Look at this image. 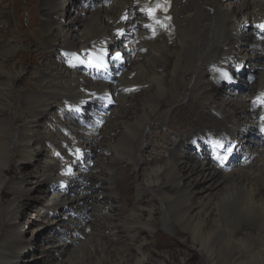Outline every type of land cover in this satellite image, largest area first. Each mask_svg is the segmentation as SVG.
<instances>
[{
  "label": "bare ground",
  "instance_id": "6f19581e",
  "mask_svg": "<svg viewBox=\"0 0 264 264\" xmlns=\"http://www.w3.org/2000/svg\"><path fill=\"white\" fill-rule=\"evenodd\" d=\"M67 1L27 2L26 29L19 2L0 0V264L35 252L43 264H167L173 253L150 242L159 227L199 264H264V71L240 95L232 82L241 63L264 64V0L252 11L249 0H90L110 8L80 36L71 24L88 11L65 20ZM36 41L48 64L21 88L17 51ZM125 55L133 70L116 79Z\"/></svg>",
  "mask_w": 264,
  "mask_h": 264
},
{
  "label": "rangeland",
  "instance_id": "374dc122",
  "mask_svg": "<svg viewBox=\"0 0 264 264\" xmlns=\"http://www.w3.org/2000/svg\"><path fill=\"white\" fill-rule=\"evenodd\" d=\"M29 1L30 0H20V1L19 0H14V2H19L20 6L24 9L23 11H21L22 12L21 13V17H22L21 22H22L24 28H26V29L28 27V24H27V12L29 11V8H30L29 4L27 6L26 3L29 2ZM59 1H60L59 2L60 4L64 3V0H59ZM68 1L66 3V6H65L66 7V11L68 12V15H66L64 17L65 20L73 19L75 17V15H76L77 11L80 10V9L84 8V9H87V11H88V12H85L84 14L82 13V15H80L79 22H77V23L75 22V23L71 24V26L74 27V34L78 35V36H80L81 34L82 35L84 34L86 27H88L90 25V20L94 17L95 13H97V11L99 9H109L110 8L108 4H106V5L103 4V6H100L99 5V1H90V0H74V1L73 0H68ZM236 1H238V0H226L225 4L235 3ZM14 2L10 4V9L8 11L9 14L12 11L14 12L17 9V7L15 6ZM113 2H117V0H113ZM251 4H252V1L249 0V6L247 8L248 9L247 11H252V5ZM32 12H33V15H35V12H36L37 16L39 17V11H35V7L32 8ZM233 17H235V16H232V18ZM232 21L235 22L236 19H232ZM245 25H246V23H245ZM248 25L245 27L246 30L249 29ZM34 33H35V36H39V34L41 33V30L35 31ZM42 35L43 34H41V37H42ZM136 38H137V36L134 35V37L133 36L130 37L129 40L133 41ZM129 40L128 39L123 40V41L116 40V43L119 42V45H116V46H114V42L111 41L109 43L111 47H108V48H110V50L113 49L111 51V54L115 50L117 51L119 49H122V52L127 53L125 51V49H124V44L129 42ZM39 45H40V41H39V43L36 41V43H33V45L31 46L30 49L26 48V49H28L30 51H27L26 49H22V47H21V49H19L17 51L20 56L23 55V60L26 63V71L23 73L22 81L19 82V86H21V88L28 87L31 84V82H32L31 81L32 77H33L32 75L37 70L42 68V66L44 64H48V61H46V57H45L46 54H48V53L47 52L45 53V51L43 50L42 46L39 47V48H36V46L38 47ZM26 46L27 45H25V47ZM33 54L36 55V58H35V61L32 63L31 57H32ZM106 55H107V52H106L105 56ZM126 55L123 57V59H124L123 68L121 70H119V73L114 74V78H116V79L122 78V76L125 74L126 71L132 72V70H133L132 61L130 59H126ZM164 56H165V54L162 55V57H164ZM107 57L111 58V55H108ZM0 60H1V58H0ZM255 63L257 64V66H256ZM260 63H261L260 60L259 61L255 60V62H254L255 68H248V66L244 65L243 63H241V66L238 65V67L236 68V73L238 72L237 69H239V70L240 69H244V70L247 71V73L251 71L250 73H248V75H247V73L244 74L243 77H238V78H236V76L232 77V82H235V84H233V90L235 92H237L238 95H240V94H242L244 92H247L249 90V86L252 83H254V82H256L258 80L260 74L262 73V71H264V64L261 65ZM16 68H18V66H16ZM32 72H34V73H32ZM229 76H230L229 72H227V74H225V77H224V81L225 82H231V79H229ZM110 87L112 89H114L113 85H110ZM162 88H165V84L162 85ZM113 94H115L114 90H113ZM89 105L91 106V104H89ZM113 106H114V104L112 103V105L110 107L109 106L106 107V109H105L106 113H109L113 109ZM88 110L89 109L85 110L86 111L85 114H87L89 112ZM78 114L79 113H77V116H78ZM19 122L20 121L17 122V126H21V124ZM76 122H77V120H76ZM255 130L257 131V128H255ZM163 131H165V130H163ZM198 133L199 132H190L185 138L186 142H190L191 139H193V138H197V140L199 141V134ZM250 138L251 137L249 135L246 137L247 140H250ZM207 142H208V136H206V138L204 140V143H207ZM240 143H241V141H240ZM240 143H239V145H240ZM240 148H241V145H240ZM225 150H226V148H225ZM237 157L241 159L240 156H237ZM45 160L47 161V158H44L43 155L40 154L38 156V158H37V161H35V163H33V165H30V164L26 165L25 171L26 172L28 171V172H31V173L35 174V172H36L35 167H43L44 163L46 162ZM33 166H35V167H33ZM32 169H33L34 172H32ZM65 192L69 193V190L66 188ZM3 198L5 200L9 201L11 199L10 193L4 192ZM123 205L124 206L120 209V211H121L122 215H125L127 213V211H128V208H129L128 201L124 202ZM63 213H64V211H60V212L57 213V215L55 217H57V219H58L60 224L62 223V224H66L67 225L69 223V220H67V217H69V213L68 214H63ZM70 213H72V212H70ZM72 214H74V213H72ZM169 214H170V212H168V210H166V215H169ZM74 216H75V214H74ZM19 227L24 233L28 234L32 229L36 228V224L32 223V224L28 225V224H25L24 221H21ZM57 229L60 230L59 227ZM101 230H103V229H101ZM156 230H158V231H156L154 233L155 236L150 239L151 246L155 250H163V251H166V252H172L173 253V255L171 257V259H173V261H170L167 264H176V263H178V264H183V263L184 264H199V256L198 255L193 254V253L192 254L177 253L178 242H177V240L175 239L174 236H172L171 234L166 232L165 229H162V227L161 228L159 227V229H156ZM48 232H49L48 229H45L43 232L36 231L34 233L33 237H32V239L34 241V244H36L37 246L40 245L41 244V240L45 236H48ZM60 233H62V235L64 234L63 231H61ZM137 234H138L137 235L138 237L139 236L141 237L142 233L139 234V231H137ZM73 247H74V245H73V243H71L70 245H68L67 251L70 252V250H72ZM34 255H36L35 258H30L32 256V254H29L28 261H27L28 264H43L42 259L37 257V253L36 252L34 253ZM56 258L59 259L58 255H57ZM61 260H62V258H61ZM44 264H46V260L44 261Z\"/></svg>",
  "mask_w": 264,
  "mask_h": 264
},
{
  "label": "snow or ice",
  "instance_id": "6c2138e0",
  "mask_svg": "<svg viewBox=\"0 0 264 264\" xmlns=\"http://www.w3.org/2000/svg\"><path fill=\"white\" fill-rule=\"evenodd\" d=\"M259 28H260L261 30H264V24L259 25ZM119 58H120V54L117 53V55H116V59H119ZM237 71H239V69H237ZM259 103L264 104V97L259 98ZM261 119L264 120V117H261ZM261 131H264V129H261ZM233 150H234V149L231 148V147L227 149V151H228L229 153H232ZM223 159H227V157H224Z\"/></svg>",
  "mask_w": 264,
  "mask_h": 264
}]
</instances>
